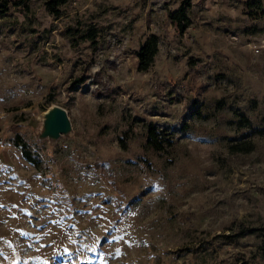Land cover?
Segmentation results:
<instances>
[{
  "label": "rangeland",
  "instance_id": "1",
  "mask_svg": "<svg viewBox=\"0 0 264 264\" xmlns=\"http://www.w3.org/2000/svg\"><path fill=\"white\" fill-rule=\"evenodd\" d=\"M179 2L67 0L54 16L29 0L0 14V264H264L256 236L221 237L264 222V16L191 0L179 33ZM87 22L97 42L73 44L66 26ZM151 33L158 50L138 70ZM53 103L72 131L49 141L37 132ZM149 122L171 145L146 144Z\"/></svg>",
  "mask_w": 264,
  "mask_h": 264
},
{
  "label": "trees",
  "instance_id": "2",
  "mask_svg": "<svg viewBox=\"0 0 264 264\" xmlns=\"http://www.w3.org/2000/svg\"><path fill=\"white\" fill-rule=\"evenodd\" d=\"M67 0H44V5L47 11L58 16L61 13V5ZM191 5V0H180L178 6L169 11V18L175 24L179 33L184 30L191 23V18L188 15V9ZM11 8H17L22 11L29 10V0H0V14L9 11ZM246 13L249 18L256 19L264 16V0H245ZM101 28L95 22H87L75 26H66L65 33L70 38L73 44L80 40L88 41L95 44L100 36ZM159 37L155 33L149 34L139 44L135 53L138 58L137 69L146 70L154 60V56L158 50ZM77 80V79H75ZM246 117H242V122L245 124ZM122 140V139H121ZM14 142L20 146L25 158L32 164H37V159L32 155L27 144L21 139L19 134L14 137ZM148 146L155 150H163L166 146L171 145L172 138L168 131L157 127L154 123L149 122L146 126V139ZM229 147L233 151H249L253 148L252 141H239L229 143ZM244 234H252L259 239L256 245L257 251L264 254V222L257 225H248L239 222L238 226L231 233H222L221 237L225 240L232 241L233 238L242 236Z\"/></svg>",
  "mask_w": 264,
  "mask_h": 264
},
{
  "label": "water",
  "instance_id": "3",
  "mask_svg": "<svg viewBox=\"0 0 264 264\" xmlns=\"http://www.w3.org/2000/svg\"><path fill=\"white\" fill-rule=\"evenodd\" d=\"M71 131L72 123L65 107L53 103L42 111L41 124L37 132L38 138L55 141L62 135H68Z\"/></svg>",
  "mask_w": 264,
  "mask_h": 264
},
{
  "label": "snow or ice",
  "instance_id": "4",
  "mask_svg": "<svg viewBox=\"0 0 264 264\" xmlns=\"http://www.w3.org/2000/svg\"><path fill=\"white\" fill-rule=\"evenodd\" d=\"M45 264H47V262H45Z\"/></svg>",
  "mask_w": 264,
  "mask_h": 264
}]
</instances>
